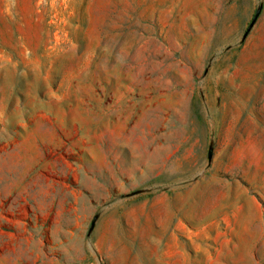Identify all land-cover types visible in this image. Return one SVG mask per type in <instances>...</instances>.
<instances>
[{
	"label": "rangeland",
	"instance_id": "rangeland-1",
	"mask_svg": "<svg viewBox=\"0 0 264 264\" xmlns=\"http://www.w3.org/2000/svg\"><path fill=\"white\" fill-rule=\"evenodd\" d=\"M0 264H264V0H0Z\"/></svg>",
	"mask_w": 264,
	"mask_h": 264
},
{
	"label": "water",
	"instance_id": "water-1",
	"mask_svg": "<svg viewBox=\"0 0 264 264\" xmlns=\"http://www.w3.org/2000/svg\"><path fill=\"white\" fill-rule=\"evenodd\" d=\"M257 18H258V15L255 17V20L253 21L252 25L250 26V30H251L252 27L254 26V23L256 22Z\"/></svg>",
	"mask_w": 264,
	"mask_h": 264
}]
</instances>
